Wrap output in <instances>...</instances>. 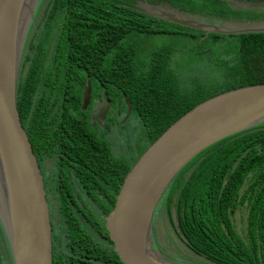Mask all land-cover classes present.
<instances>
[{
    "label": "trees",
    "instance_id": "obj_1",
    "mask_svg": "<svg viewBox=\"0 0 264 264\" xmlns=\"http://www.w3.org/2000/svg\"><path fill=\"white\" fill-rule=\"evenodd\" d=\"M132 1L40 0L32 26L36 24L41 30L38 39L30 38V46L41 55L35 50L28 55L29 69L20 73L16 94L23 123L40 113V101L53 110L62 95L57 91L56 99L52 100L55 92L51 93L49 88L53 67L58 68L59 75L71 74L73 68H84V72H75L83 75V83L89 76L93 84L102 83L109 92L111 82H117L119 88L114 92L131 100L133 114L139 121L133 159L129 161L125 155L120 160L116 158L103 130L102 148L116 166L125 169L123 174L174 121L201 101L229 89L264 83V32L205 36L203 31L158 20L127 6L134 5ZM147 1L224 18L242 12L232 9L225 0ZM246 13L262 16L257 11ZM55 34L57 42L49 57V43ZM153 36H166L174 41L144 53L143 39ZM186 39L195 44L193 49L188 48ZM184 54H195L200 63L184 67L176 59ZM45 66L52 67L45 70ZM74 99L69 96V103ZM65 102L68 103L66 98ZM76 103L79 106L80 100ZM66 120L72 121L70 115H65ZM31 128L30 139L32 125ZM104 173L112 175L109 166L105 165ZM261 179H264V122L206 147L179 171L164 192L167 207L174 206L180 217L179 228L186 247L203 260L196 262L188 255L191 262H184L264 264ZM244 187L249 190L247 197L241 194ZM247 201L249 211L239 223L237 210ZM244 222L245 233L241 235L234 223L241 227ZM0 264H13L1 225Z\"/></svg>",
    "mask_w": 264,
    "mask_h": 264
},
{
    "label": "water",
    "instance_id": "obj_2",
    "mask_svg": "<svg viewBox=\"0 0 264 264\" xmlns=\"http://www.w3.org/2000/svg\"><path fill=\"white\" fill-rule=\"evenodd\" d=\"M39 2L0 0V225L13 264H52L44 181L16 98L22 52ZM225 2L234 10L264 11V1ZM136 6L158 20L203 31L205 36L264 32L263 20H233L147 0ZM90 91L88 80L82 96L84 109L90 103ZM109 105L103 92L92 119L102 124ZM129 112L128 107L124 120ZM262 122L264 83L241 86L201 101L147 147L126 174L108 216L111 237L126 264H188L167 258L154 247L152 218L159 201L179 171L199 152Z\"/></svg>",
    "mask_w": 264,
    "mask_h": 264
},
{
    "label": "flooded vegetation",
    "instance_id": "obj_3",
    "mask_svg": "<svg viewBox=\"0 0 264 264\" xmlns=\"http://www.w3.org/2000/svg\"><path fill=\"white\" fill-rule=\"evenodd\" d=\"M136 1H132L134 5L127 6L136 9ZM238 11H242L241 14L226 18L264 21V11H257L262 13L259 17L249 15L250 13L244 10ZM33 33L34 29L24 45L19 75L29 69L28 55L36 51L30 46V38L38 39L40 31L36 37ZM57 37L58 35L55 34L49 43V57L54 52ZM54 38H56L55 44L51 51ZM36 53L41 55L40 52L36 51ZM51 67L45 66V70H50ZM57 69L53 67L49 89L51 93L55 92L54 95L52 94V100L56 99L57 91L62 95L56 101L53 110L44 101H40V113L22 123L27 136L32 131L31 125L33 127L32 138L30 139L29 136L28 138L44 181L51 225L52 264H126L120 257L108 228V216L115 206L121 187L120 176L125 169L116 166L103 150L102 135L105 129V138L114 147V155L118 160L123 155L128 161L133 159L134 141L131 136L133 127L127 125L129 118L134 115L132 102L124 95L117 96L114 92L119 88L117 82H111L109 92L103 88L102 83L93 84L89 76L83 83L81 79L83 75L75 72H84V68H73V74L71 72L61 75L57 73ZM88 80L91 81L90 103L84 109L82 96ZM103 92L107 93L110 105L104 121L100 124L97 120H93L91 115ZM69 96L75 98L72 103H69ZM78 100H80L79 106L76 103ZM47 107L48 109L43 111ZM128 107L130 112L124 120ZM65 115H70L72 121L65 122ZM120 120H124L123 124ZM119 126L120 135L111 136L114 130L118 131ZM125 129L129 131L127 134L124 133ZM129 146L131 151L128 149ZM105 165L110 167L112 175L104 173ZM126 174L122 177L125 178ZM259 184H264V179H261ZM248 191L247 187H244L241 194L247 197ZM249 206L247 201L239 209L244 217L247 216ZM173 219L179 226L176 211L166 212L165 222L158 226L153 214L154 247L161 253L163 251L160 247V231L164 225L169 224L168 231L173 236L178 234L176 230L178 226L174 225ZM243 227H246L245 222Z\"/></svg>",
    "mask_w": 264,
    "mask_h": 264
},
{
    "label": "rangeland",
    "instance_id": "obj_4",
    "mask_svg": "<svg viewBox=\"0 0 264 264\" xmlns=\"http://www.w3.org/2000/svg\"><path fill=\"white\" fill-rule=\"evenodd\" d=\"M135 1V0H134ZM137 3L140 2V0H137L136 1ZM36 25V24H35ZM35 25L32 26V32H33V29L34 31L36 32V35L34 37H36L38 35V31H40L41 29H39L38 27H36ZM31 32V29L29 31V34L27 36V40L26 42L29 40V37L31 36L32 34ZM170 41H174L173 38H170V37H166V36H153V37H145L142 41V44H141V48L143 49L144 53L148 52L149 51V48H154V47H157L159 44H163V43H167V42H170ZM187 42V46L189 49H193L194 45L192 43V41L190 39H186L185 40ZM25 42V43H26ZM179 46V44H177ZM177 46V47H178ZM188 51V50H187ZM183 57V58H182ZM177 56V61H181L180 63L186 67V68H190V67H193L197 64L200 63V59L199 57L195 56V54L193 55H190V54H184V56ZM185 77V76H184ZM122 120V119H121ZM120 120L121 124L122 121ZM128 126L129 127H133L132 131H133V134L131 136H133V141H135L136 137L138 136V129H139V121H138V117L134 114L132 115L129 120H128ZM121 127L119 126L118 127V131L117 129L114 130L111 134V136L115 135V134H118V136L120 135L121 133ZM128 129H125L124 130V133L127 134ZM110 137V136H109ZM167 193V192H166ZM163 194L161 200L159 201L156 209H155V222L156 224H158V226L165 222V213L168 211H174V207L172 209H168L169 207H167V203H168V198H167V194ZM172 216H174L173 213H171ZM178 215V214H177ZM179 215H178V219H179ZM236 218H237V221L239 223H242L243 221V214H241L239 212V210H237V213H236ZM173 223L174 225H177L178 224L175 222V219H173ZM237 227V230L238 232L242 235L243 233H245V231H243V225L241 224V227L238 226L237 223H234ZM169 227V224H166V226L164 225V228L161 229V244H160V247L163 251V254L164 256H166L167 258H170V259H173V260H178V261H186L187 260V256L189 255L194 261L196 262H200V263H203V260L197 256L194 255V253L190 252L189 249L186 247V243L184 242L183 240V236L180 232V229H179V226L177 227V236H173L172 233H170V231H168V228ZM165 231H166V234H165ZM179 237L181 239H179ZM244 242H246V239H243ZM174 244L176 245V247L174 248ZM187 261H190L191 260H187Z\"/></svg>",
    "mask_w": 264,
    "mask_h": 264
},
{
    "label": "clouds",
    "instance_id": "obj_5",
    "mask_svg": "<svg viewBox=\"0 0 264 264\" xmlns=\"http://www.w3.org/2000/svg\"><path fill=\"white\" fill-rule=\"evenodd\" d=\"M174 207V206H173ZM174 211H175V209H174Z\"/></svg>",
    "mask_w": 264,
    "mask_h": 264
}]
</instances>
